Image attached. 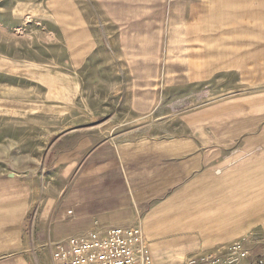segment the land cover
Returning <instances> with one entry per match:
<instances>
[{
  "label": "crops",
  "instance_id": "obj_1",
  "mask_svg": "<svg viewBox=\"0 0 264 264\" xmlns=\"http://www.w3.org/2000/svg\"><path fill=\"white\" fill-rule=\"evenodd\" d=\"M97 1L118 27L119 52L152 77L136 81L129 128L56 141L69 149L39 220L53 215L50 262L54 245L98 228L140 226L153 264H179L225 238L216 229L264 227L234 212L239 199L264 198V0ZM81 5L55 0L71 53H81L74 63L94 45ZM20 195L0 206V229L14 236L31 210V190Z\"/></svg>",
  "mask_w": 264,
  "mask_h": 264
},
{
  "label": "rangeland",
  "instance_id": "obj_2",
  "mask_svg": "<svg viewBox=\"0 0 264 264\" xmlns=\"http://www.w3.org/2000/svg\"><path fill=\"white\" fill-rule=\"evenodd\" d=\"M76 1L91 19L94 45L74 63L81 53H71L55 0H0V206L11 205L26 189L32 192L30 214L19 234L0 229V242H17L16 247H0V264H52L48 237L53 215L39 220L46 213L45 197L55 203L57 162L69 149L55 146L56 141L71 130H79L80 137L96 132L103 138L111 129L129 128L135 116L131 109L141 104L134 98L142 91L136 81H151L150 65L136 70V55L119 52V30L108 22L104 6L97 0ZM138 56L136 60H148ZM220 231L225 238L200 246L179 264L194 254L225 253L234 243L264 258L261 225L232 237H227L235 233L232 229H216Z\"/></svg>",
  "mask_w": 264,
  "mask_h": 264
},
{
  "label": "built area",
  "instance_id": "obj_3",
  "mask_svg": "<svg viewBox=\"0 0 264 264\" xmlns=\"http://www.w3.org/2000/svg\"><path fill=\"white\" fill-rule=\"evenodd\" d=\"M71 213V212H70ZM226 257V263H225ZM52 264H152L149 243L138 227L98 228L53 246ZM264 264L241 243L225 253H201L184 264Z\"/></svg>",
  "mask_w": 264,
  "mask_h": 264
},
{
  "label": "bare ground",
  "instance_id": "obj_4",
  "mask_svg": "<svg viewBox=\"0 0 264 264\" xmlns=\"http://www.w3.org/2000/svg\"><path fill=\"white\" fill-rule=\"evenodd\" d=\"M234 212L239 219H246L247 213H250V218L255 219L258 223L264 224V198H243L239 199L238 204L234 205ZM249 214V215H250ZM211 224V220H209ZM153 264V263H152Z\"/></svg>",
  "mask_w": 264,
  "mask_h": 264
}]
</instances>
